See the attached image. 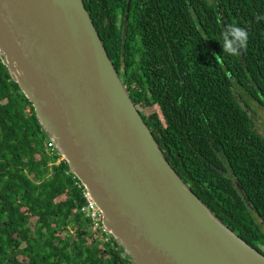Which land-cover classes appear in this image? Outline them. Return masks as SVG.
Listing matches in <instances>:
<instances>
[{
	"label": "trees",
	"instance_id": "obj_1",
	"mask_svg": "<svg viewBox=\"0 0 264 264\" xmlns=\"http://www.w3.org/2000/svg\"><path fill=\"white\" fill-rule=\"evenodd\" d=\"M84 1L169 162L264 254V134L238 90L264 105V0H132L125 37L129 0ZM229 24L249 34L239 56L218 41ZM43 129L0 55V264H134L95 237Z\"/></svg>",
	"mask_w": 264,
	"mask_h": 264
},
{
	"label": "water",
	"instance_id": "obj_2",
	"mask_svg": "<svg viewBox=\"0 0 264 264\" xmlns=\"http://www.w3.org/2000/svg\"><path fill=\"white\" fill-rule=\"evenodd\" d=\"M0 55L134 264H264L169 162L84 0H0Z\"/></svg>",
	"mask_w": 264,
	"mask_h": 264
},
{
	"label": "clouds",
	"instance_id": "obj_3",
	"mask_svg": "<svg viewBox=\"0 0 264 264\" xmlns=\"http://www.w3.org/2000/svg\"><path fill=\"white\" fill-rule=\"evenodd\" d=\"M222 45L224 54L230 56H239L241 51L246 49L249 41L247 30L236 24H229L221 33L218 40ZM222 56L217 55L216 60L219 62Z\"/></svg>",
	"mask_w": 264,
	"mask_h": 264
},
{
	"label": "built area",
	"instance_id": "obj_4",
	"mask_svg": "<svg viewBox=\"0 0 264 264\" xmlns=\"http://www.w3.org/2000/svg\"><path fill=\"white\" fill-rule=\"evenodd\" d=\"M76 184L79 188L83 190V196L86 201L83 207V212H85L86 216L89 217L91 220V230L94 233L95 237L100 238L102 240L110 239L111 234L103 223L102 211L97 206L96 202L91 198L89 192L87 191L83 183L79 180L76 182Z\"/></svg>",
	"mask_w": 264,
	"mask_h": 264
},
{
	"label": "rangeland",
	"instance_id": "obj_5",
	"mask_svg": "<svg viewBox=\"0 0 264 264\" xmlns=\"http://www.w3.org/2000/svg\"><path fill=\"white\" fill-rule=\"evenodd\" d=\"M238 90H240V92L244 95L245 100L248 102V105L245 102L243 104L245 105L246 109L251 113L257 130L261 134H264V105L256 99H253L252 97L246 95L239 87ZM262 229L264 230V224L262 225Z\"/></svg>",
	"mask_w": 264,
	"mask_h": 264
}]
</instances>
